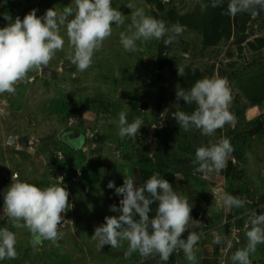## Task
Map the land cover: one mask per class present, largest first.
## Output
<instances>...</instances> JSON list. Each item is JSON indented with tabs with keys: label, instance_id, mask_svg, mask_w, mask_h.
I'll list each match as a JSON object with an SVG mask.
<instances>
[{
	"label": "rangeland",
	"instance_id": "374dc122",
	"mask_svg": "<svg viewBox=\"0 0 264 264\" xmlns=\"http://www.w3.org/2000/svg\"><path fill=\"white\" fill-rule=\"evenodd\" d=\"M41 1L44 0H0V10L14 4L18 11H23L19 16L23 19L32 9L40 7L37 16H42L47 8H42ZM64 1L66 7L75 10L74 0ZM162 1L165 11L146 0H112V6L126 15V22L118 28L113 25L111 37L104 41L102 49L94 55L92 66L84 72L71 62L74 49L67 37L66 25L61 26L60 34L65 40L63 49L47 66L30 71L26 80L17 84L14 94H0V227L11 221L7 217L1 220V214L4 213V191L10 186L5 178L12 177L13 173L18 174L19 181L40 188L64 185L70 193L68 209L62 214L64 220L60 231L64 236L58 242L59 246L44 241L33 249L27 228L18 229L10 223L6 226L16 233L17 258L5 259L0 264H155L158 255L140 259L137 252L127 256L126 241L120 247L106 245L101 249L98 241L91 239L95 227L103 224L106 216L116 215L109 207L104 210V217L99 213V204L105 203L104 198L108 197L100 193L99 188H107L110 181L101 177V165L123 160L119 163L123 165L114 169L117 187L123 184V166L127 165L139 168L143 183L155 173L172 182L178 173L194 172L193 160L199 146L215 143L221 137L230 138L236 149L242 145L246 156L239 164L232 155L228 159L238 166V174H227V164L221 171L227 179L228 194L237 196L239 192L247 199L242 208H234L238 216L235 224L241 229L246 224L250 227L252 211L264 213L261 200L264 195L261 194L264 191V131L257 133L254 130L255 133L250 135L246 128L251 126L246 127L249 122L245 117L241 122L236 118L234 124H226L213 136H204L194 127L188 131L180 128L174 119L175 112L168 116L172 109L179 111L181 107L182 99L176 100L177 86L180 88L178 70L183 71L188 66L207 73L214 66L208 77L214 73L227 77L233 99L239 95L240 102L250 106L238 83L240 78L248 76V72H257L260 63H264V48L254 57L247 45L257 37L264 38V18L251 19L249 25L254 34L243 45L242 54L238 51L236 35L216 48L205 50L201 35L184 27L183 33L169 44V50H165L167 58L175 57L174 66L160 70L157 57L160 48L165 46L164 39H153L141 45L143 52L129 54L120 44L119 34L126 32L131 23L132 10L126 7L129 2L143 7L153 18L157 14L160 20L172 7L181 15L197 12L200 8L198 0ZM54 7L58 13L63 11L59 5L51 8ZM6 14L13 21L16 18L12 11L0 12V27L8 23L4 19ZM43 67L56 75H42ZM163 89L166 98L158 113L157 104ZM234 105L232 100L229 107L232 113ZM121 111L126 112L130 123L136 117L143 119V127L135 138L121 140L118 136ZM249 115H257L255 120L262 121L264 128V108L257 107ZM70 138L77 144L76 148H68L65 141ZM25 139L28 145L22 144ZM81 140L82 144L78 146L76 142ZM57 142L60 144L57 149L54 144H49ZM126 159L130 164L125 163ZM55 167L72 168L76 176L71 182L60 181L52 176ZM245 230L241 234L233 231L235 242L239 244L236 251L247 244ZM229 236L232 235L227 231L223 237L228 240ZM250 259L252 264H264V244L257 246Z\"/></svg>",
	"mask_w": 264,
	"mask_h": 264
},
{
	"label": "clouds",
	"instance_id": "9594fccd",
	"mask_svg": "<svg viewBox=\"0 0 264 264\" xmlns=\"http://www.w3.org/2000/svg\"><path fill=\"white\" fill-rule=\"evenodd\" d=\"M74 2L75 10L67 6L60 13L54 7L37 16L38 10L32 9L23 19L17 16L14 21L9 15H4L8 23L0 27V94H14L17 84L25 81L30 71L47 66L63 49L65 40L60 34L61 26L66 25L67 37L74 49L71 62L84 72L92 66L94 55L102 49L104 41L111 37L113 25L118 28L126 22V15L112 6V0ZM223 2L210 0V5L201 2L200 8L203 12L209 6L221 7ZM126 7L132 10L131 23L126 32L119 34L120 44L126 53L143 52L141 45L153 39H164L165 45L171 44L184 31L179 22L169 27L165 21L147 15L143 7H137L133 2ZM261 11H264V0H228L223 14L235 17L250 13L257 16ZM181 72L178 70L179 75ZM181 99L186 104L196 105L191 114L183 111L174 113V119L185 131L194 127L200 130L201 135L213 136L226 124L235 123L236 117L229 110L233 96L227 77L214 73L211 77L197 80L189 90L177 86L176 100ZM143 124L140 117L130 123L126 112L121 111L118 136L121 140L135 138ZM233 152L234 147L227 137L201 145L195 151L194 171L220 172ZM107 188L114 189L115 195L122 198L119 207L113 204L109 209L118 215L106 216L104 223L94 229L91 239L98 241V247L116 248L126 241L127 256L137 252L141 258L158 255L161 264H166L174 252L182 250L189 264H196L194 248L203 233L194 229H200L202 222L191 217L193 206L187 196L180 195L159 173L151 175L142 186H137L134 177L124 176L122 186L117 187L114 181H109ZM69 195L64 185L40 188L19 181L17 174L13 173L12 183L4 191L3 208L15 228H27L33 249L44 241L59 246L58 242L64 236L60 231L64 220L62 214L68 209ZM157 202L156 214L150 216L151 205ZM222 202L225 210L230 211L234 207L242 208L247 199L225 193ZM190 224L192 231H189ZM245 228L247 244L231 256L232 264H252L250 256L258 245L264 244V213L252 211L250 227L246 224ZM185 232L188 235L183 239ZM225 241L231 247L230 240L214 234L212 243ZM16 244V233L0 227V261L17 258Z\"/></svg>",
	"mask_w": 264,
	"mask_h": 264
},
{
	"label": "trees",
	"instance_id": "16d2710c",
	"mask_svg": "<svg viewBox=\"0 0 264 264\" xmlns=\"http://www.w3.org/2000/svg\"><path fill=\"white\" fill-rule=\"evenodd\" d=\"M148 3H155L156 7L160 11H165L166 7L162 0H146ZM42 8H51L54 5H59L61 8L66 7L65 1L64 5H60L56 2V0H44L41 1ZM199 7L200 3H209L210 0H198ZM172 4V2H171ZM228 0H224L223 5L221 7L212 8L209 6L206 11H201L200 8L196 12H192L191 14L181 15L179 11H177V8L172 7L169 9L165 14L162 16L163 21L166 22L168 26L175 24L179 22L181 25H183L185 28H188L191 31H195L196 33H199L202 37V48L203 49H211L218 47L223 42H228L234 35L237 36L236 44L238 47V51L240 54H242L245 50L243 47L244 44L248 41L250 38V35H253L254 29L249 25L251 22V19H260L261 17L264 18V11H261L259 15L252 16L250 13H244L237 15L235 17L225 15L223 14L227 9ZM35 9H40V7H35ZM9 11L13 12V17H17L22 15L23 11H18L17 6L14 4L8 5L7 7H4V9L0 10V12L9 13ZM200 12V13H198ZM155 18L158 19V15L154 14ZM250 51L252 52V56L255 57V55L259 54V52L264 48V38L263 37H257L254 41L247 43ZM169 44L162 46L160 48V52L158 54V68L160 70H163L168 67H173L175 64V57L167 58V55L165 54L166 48L168 49ZM169 50V49H168ZM231 56V55H230ZM160 62V64H159ZM261 66L259 67L258 71L255 73L248 72V76L245 79L239 80L238 86L243 91V94H245L247 102L250 103V106H247L245 103L240 102L239 95L236 96L235 99H233L234 107H233V113L237 120L239 122L243 121L245 118V112L248 108L252 106L260 105L264 102V63H260ZM214 69V66L211 70L207 72L202 71L201 69L195 67V66H188L186 67L181 74L179 75L180 79V88L184 90H189L194 83L202 79L204 77H208V75H211L212 71ZM162 77V76H161ZM238 80V79H237ZM166 98L165 89H163V92L161 93L158 104H157V111L158 113L161 112L162 104ZM196 108L195 104H186L183 100H181V107L179 111H183L187 114H191ZM178 111V110H177ZM174 109H172L169 113V117L173 112H177ZM250 129L246 128V132L250 133V135H253L255 133L254 130H257V133H261L264 131V128L262 127V121L256 119L253 122H249L246 124V127H250ZM247 141L245 140V143ZM23 145L27 144V139L22 141ZM234 147V145H233ZM243 147L240 145V149H236L234 147V152L231 154L233 158L239 162L245 161V154ZM226 173H234V175L239 173L238 166L233 165L232 161L227 162V169ZM52 176L54 178H58L60 176H63L64 179L68 182H71L73 178L76 176V172L72 168H63L61 167H55L52 170ZM240 178V177H239ZM237 196L242 198V194L237 192ZM230 217V215H229Z\"/></svg>",
	"mask_w": 264,
	"mask_h": 264
},
{
	"label": "crops",
	"instance_id": "0c3cea01",
	"mask_svg": "<svg viewBox=\"0 0 264 264\" xmlns=\"http://www.w3.org/2000/svg\"><path fill=\"white\" fill-rule=\"evenodd\" d=\"M257 107L264 108V102L261 103L260 105L253 106L252 108H248V110H246L245 117L247 118L248 122H251L250 120L254 121L255 118H257V115L252 117L249 115L251 114L252 110H254ZM258 114L261 113L258 112ZM61 137L63 138V136ZM72 140L73 138H70L65 141L67 143L68 148L70 147L76 148L77 144L71 142ZM76 143H78V146H80L82 144V140ZM49 144H54V146H56L54 147V149H57L58 146L60 145L58 142L49 143ZM26 145H28V142ZM50 148L51 146L49 147V149ZM127 158L130 159L129 157ZM121 162H123V160L110 161L108 163L102 164L100 167L101 177L105 180L109 179L110 181H114L115 183H117V179H115L116 176L114 169L122 166L123 164H119ZM125 163L130 164V161L126 159ZM129 166L130 165L123 166L122 179H124V176H132L135 178V182L137 186H142L144 184L142 180V172L139 170L137 166H131V167ZM195 167L196 166L194 165V169ZM174 176L175 177L173 178V181L170 182L173 189L176 190L180 195L187 196L189 198V201L193 206L191 211V217L194 220H199L202 222V226L200 229L198 228L194 229L197 232L200 231L203 233L201 235L199 242L194 248L197 258L196 264H232L231 256L236 252V247L238 248L239 245L238 243L235 242L236 238L233 234V231L234 230L238 231L241 234L242 232H244L245 227L241 229L240 227L237 226V224H235V221L238 217L235 214V210H234L235 207L232 208L230 211L225 210L224 208L222 197L225 193H228L226 176L222 174L221 171L220 172L213 171V172H205V173H198L194 171L187 174L178 173V175L176 174ZM5 181H7L9 185H11L12 177L7 176L5 178ZM99 192L104 193V195H108V197L104 198L105 203L99 204L100 207L99 213L101 214L102 217H104L103 216L104 210H106L107 207H109L110 209V206L113 204L119 207V200L122 197L116 196L114 194V191L108 188L100 187ZM261 194H264V191ZM97 200L99 202V198ZM261 200L262 202H264V195H262ZM157 207H158V202L153 203L151 205L152 211L149 214L150 216H155ZM114 214L117 215L118 213H114ZM1 215H2L1 220H5V218L7 217L6 212L2 213ZM10 223L13 224L12 221H10L6 225L8 226ZM6 225L4 224L2 227H7ZM189 227H190L189 231H192L193 229H191V224ZM227 231L229 235H232L229 236L228 239L231 241V247H228L226 241L220 244L212 243L214 239V234L224 236L225 233H227ZM187 235L188 232H185L182 235V238L186 239ZM138 258L141 259L140 254H138ZM155 264H161L159 257L155 259ZM166 264H189V262L185 258L183 251L179 250L171 255L170 259L166 262Z\"/></svg>",
	"mask_w": 264,
	"mask_h": 264
},
{
	"label": "water",
	"instance_id": "95a60500",
	"mask_svg": "<svg viewBox=\"0 0 264 264\" xmlns=\"http://www.w3.org/2000/svg\"><path fill=\"white\" fill-rule=\"evenodd\" d=\"M56 2L62 6L64 5V0H56ZM42 75H50V76L54 77L56 74L54 72L50 71L47 67H43Z\"/></svg>",
	"mask_w": 264,
	"mask_h": 264
},
{
	"label": "built area",
	"instance_id": "2783aa9c",
	"mask_svg": "<svg viewBox=\"0 0 264 264\" xmlns=\"http://www.w3.org/2000/svg\"><path fill=\"white\" fill-rule=\"evenodd\" d=\"M118 158H119V156H118ZM62 177H63V176H62ZM17 178H18V174H17ZM59 180H60V181H63L64 179L61 180V176H60V177H59ZM5 212H6V209H4V213H5Z\"/></svg>",
	"mask_w": 264,
	"mask_h": 264
}]
</instances>
